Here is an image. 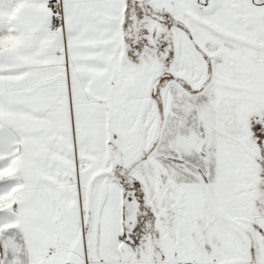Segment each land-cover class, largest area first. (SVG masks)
<instances>
[{"label":"snow or ice","instance_id":"6c2138e0","mask_svg":"<svg viewBox=\"0 0 264 264\" xmlns=\"http://www.w3.org/2000/svg\"><path fill=\"white\" fill-rule=\"evenodd\" d=\"M0 264H264V0H0Z\"/></svg>","mask_w":264,"mask_h":264}]
</instances>
